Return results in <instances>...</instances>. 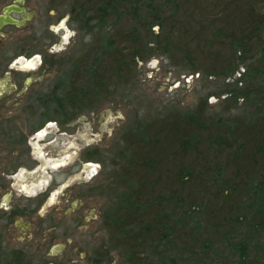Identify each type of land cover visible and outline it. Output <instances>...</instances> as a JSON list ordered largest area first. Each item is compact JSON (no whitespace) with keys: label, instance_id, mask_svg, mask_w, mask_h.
<instances>
[{"label":"trees","instance_id":"1","mask_svg":"<svg viewBox=\"0 0 264 264\" xmlns=\"http://www.w3.org/2000/svg\"><path fill=\"white\" fill-rule=\"evenodd\" d=\"M69 1L81 52L54 98L61 124L119 96L159 53L203 79L247 67L216 107L207 96L126 125L101 264H264V0Z\"/></svg>","mask_w":264,"mask_h":264},{"label":"flooded vegetation","instance_id":"2","mask_svg":"<svg viewBox=\"0 0 264 264\" xmlns=\"http://www.w3.org/2000/svg\"><path fill=\"white\" fill-rule=\"evenodd\" d=\"M46 3L44 14L35 8V0H0V119L7 122L1 111L10 107L15 111L8 118L11 124H16L18 111L32 116L41 112L46 119L29 134L21 135L17 129L5 134L3 149L15 159L27 150L34 164H18L7 176V191L0 177V264H101L102 212L99 206L86 209L81 199L67 192L85 183L86 177L99 175L101 150L86 145L78 158L66 130L52 128L53 122L63 127L53 118L52 107L65 88L69 49L80 45V35L76 29L68 34L69 12L61 17L60 8L68 0ZM85 116L70 120L68 127ZM17 197L32 204L22 207L16 204Z\"/></svg>","mask_w":264,"mask_h":264},{"label":"rangeland","instance_id":"3","mask_svg":"<svg viewBox=\"0 0 264 264\" xmlns=\"http://www.w3.org/2000/svg\"><path fill=\"white\" fill-rule=\"evenodd\" d=\"M46 4V0H35V8L44 14L47 12ZM70 7L71 2L69 1L60 8L61 17L70 12ZM41 27L42 25L39 26L40 31ZM74 29H76L75 25H72V28H68V34L73 35ZM153 30L156 36L161 33V29L158 26L154 27ZM82 39L84 43H89V36H85ZM77 40H79V37ZM69 51L70 57L79 54L81 52L80 45L78 43L74 44ZM246 69V65H241L230 79L219 77L203 79L199 74H193L190 65L178 60L173 61L169 54L159 53L144 61L138 60L136 81L122 91L119 96H115L112 101L106 100L96 110L86 114L82 121L75 120L69 127L68 122H65L63 127L53 122L52 128L54 131H63L61 129L63 128L67 133L65 137L72 138L75 141L78 150H74L73 154L76 157L78 156L79 158L81 156L79 149L84 150L87 148L86 145L90 149L98 147L103 155V162H101L100 169H98L100 170L99 175L95 179L92 176L86 177L85 183L76 184L67 189V192L72 193L75 198L81 199L88 210L98 208V206L101 212L106 210L109 207L111 197V192L108 189L110 172L113 169L110 159L116 157L115 155L120 149V134L126 125L132 124L139 118L148 119L155 117L156 112L162 111L163 107L167 105L179 103L183 107H193L200 98L207 96L209 104L212 107H216L222 99L226 98L225 95H219L218 93L223 91L228 83L230 84L240 79ZM12 110H14L13 107H10L1 111L7 122L0 119V145H3L2 148L0 147L2 149H0V177L5 184L4 191H7L9 187L7 176L9 177L18 164L28 167L34 164L27 150H24L22 158L15 159L14 154L3 149L5 139H7L5 134H8L10 129H17L16 131L21 135L29 134L30 131L42 126L46 121L41 112H38L36 116H32L30 113L18 111L14 115L16 124L15 122L11 124L8 122V118L15 113ZM218 110L217 107L215 111L218 112ZM55 119L62 121L61 119L63 118L57 116ZM158 127H160V122L155 125L153 130ZM32 138L33 135H29V140ZM64 147V143H59L58 148L60 150L64 149ZM4 174L6 176H3ZM18 199L16 204L22 205V207L32 204V202L28 203L26 199ZM11 237H15L14 234H11ZM104 239H106V235L102 232L101 242ZM113 257L117 260L115 253H113ZM113 264H118V262Z\"/></svg>","mask_w":264,"mask_h":264},{"label":"snow or ice","instance_id":"4","mask_svg":"<svg viewBox=\"0 0 264 264\" xmlns=\"http://www.w3.org/2000/svg\"><path fill=\"white\" fill-rule=\"evenodd\" d=\"M65 39H67V37H65ZM36 60H38L39 58L37 57V58H35ZM31 63V62H30Z\"/></svg>","mask_w":264,"mask_h":264},{"label":"water","instance_id":"5","mask_svg":"<svg viewBox=\"0 0 264 264\" xmlns=\"http://www.w3.org/2000/svg\"><path fill=\"white\" fill-rule=\"evenodd\" d=\"M11 22H14V21H12V20H10Z\"/></svg>","mask_w":264,"mask_h":264}]
</instances>
